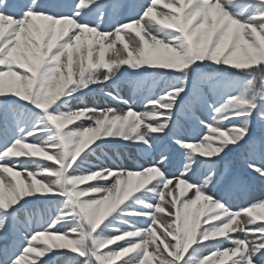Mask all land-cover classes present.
Listing matches in <instances>:
<instances>
[{
    "label": "snow or ice",
    "instance_id": "obj_1",
    "mask_svg": "<svg viewBox=\"0 0 264 264\" xmlns=\"http://www.w3.org/2000/svg\"><path fill=\"white\" fill-rule=\"evenodd\" d=\"M0 123V264H264V0H0Z\"/></svg>",
    "mask_w": 264,
    "mask_h": 264
},
{
    "label": "rangeland",
    "instance_id": "obj_2",
    "mask_svg": "<svg viewBox=\"0 0 264 264\" xmlns=\"http://www.w3.org/2000/svg\"><path fill=\"white\" fill-rule=\"evenodd\" d=\"M118 47H119V45H118ZM108 55L111 56L112 53L110 52ZM132 95H133L132 90L126 89L125 98H128L129 96H132ZM87 100H88V103L90 106H97V107L112 106V107H118V108L123 107L122 105H117L115 102H110L106 97L103 96V94L99 90L95 93L90 94L87 97ZM254 136L257 139L264 138V131H262L259 128V126H257L256 129L254 130ZM125 155L127 156V150H125ZM140 162H142V161L128 159V166H133V165L140 163ZM229 175L232 177H237V175H235L233 172H229ZM261 194H264V188H262L260 186L259 182L256 181V193H255V195L257 197H259ZM238 238H243V237H238ZM53 264H56V261H54ZM59 264H63V260L59 261Z\"/></svg>",
    "mask_w": 264,
    "mask_h": 264
},
{
    "label": "trees",
    "instance_id": "obj_3",
    "mask_svg": "<svg viewBox=\"0 0 264 264\" xmlns=\"http://www.w3.org/2000/svg\"><path fill=\"white\" fill-rule=\"evenodd\" d=\"M230 161H239V162H243L242 157L239 154H232L230 155L225 162L229 163ZM224 163V162H223ZM223 163L221 164L220 168L223 167Z\"/></svg>",
    "mask_w": 264,
    "mask_h": 264
}]
</instances>
